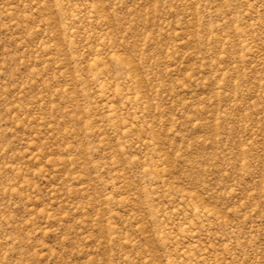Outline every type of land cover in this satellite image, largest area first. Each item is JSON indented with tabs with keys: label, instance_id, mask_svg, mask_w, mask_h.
<instances>
[{
	"label": "rangeland",
	"instance_id": "1",
	"mask_svg": "<svg viewBox=\"0 0 264 264\" xmlns=\"http://www.w3.org/2000/svg\"><path fill=\"white\" fill-rule=\"evenodd\" d=\"M0 264H264V0H0Z\"/></svg>",
	"mask_w": 264,
	"mask_h": 264
}]
</instances>
